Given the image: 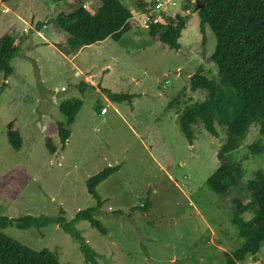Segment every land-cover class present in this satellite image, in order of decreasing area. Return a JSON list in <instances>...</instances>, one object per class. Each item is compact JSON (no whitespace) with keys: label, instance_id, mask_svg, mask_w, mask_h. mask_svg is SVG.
<instances>
[{"label":"rangeland","instance_id":"obj_1","mask_svg":"<svg viewBox=\"0 0 264 264\" xmlns=\"http://www.w3.org/2000/svg\"><path fill=\"white\" fill-rule=\"evenodd\" d=\"M81 1L92 13L99 6V0ZM147 1L154 9L157 0ZM172 1L176 5L166 13L186 19L179 50L153 42L141 23L121 42L110 37L88 46L71 61L60 49L66 45L67 33L51 23L68 12L70 4L0 0L4 5L0 38L9 33L21 43L12 60L14 73L6 81L0 71V176L23 166L29 177L12 198L0 190V216L59 215L63 210V216L72 220L80 210L97 205L87 180L120 165L97 187L104 204L95 216L107 233L86 220L75 224L97 264L227 263V254L243 241L230 222L232 199L248 203V181L264 169V152L252 151L261 139L260 128L253 124L241 146L226 156L241 164L242 176L225 195L212 191L207 180L222 164L218 152L226 141V129L217 125L215 136L203 123L194 124L191 143L181 129L180 115L186 106L207 97L204 90L190 89L193 74L219 81L218 68L210 59L216 37L209 27L200 30L191 0ZM139 2L125 1V5L143 22ZM38 23L44 24L41 30L54 45L39 36ZM88 76L95 86L82 91L79 84ZM102 89L129 98L112 102ZM72 98H80L82 107L69 126L66 147L61 149L56 136L52 143L57 151L51 154L42 127L51 121L66 124L60 104ZM13 121L23 139L20 150L7 137V126ZM146 199L152 203L148 212L133 211ZM119 210L124 215L113 214ZM242 217L250 220L252 213ZM3 232L34 250L54 251L63 264H93L86 262L80 242L57 224L41 231L10 226ZM239 264H264V242L257 254L247 255Z\"/></svg>","mask_w":264,"mask_h":264},{"label":"trees","instance_id":"obj_2","mask_svg":"<svg viewBox=\"0 0 264 264\" xmlns=\"http://www.w3.org/2000/svg\"><path fill=\"white\" fill-rule=\"evenodd\" d=\"M59 1L70 4L71 8L58 15L51 23L67 33L66 45L60 48L67 56L75 55L82 48L110 37L121 42L131 29L141 25V21L125 5L124 0H99V6L94 13L81 0ZM139 1L137 7L143 13L152 9V3ZM198 1L203 5L197 11L200 30L204 32L209 27L216 37L215 51L210 59L218 68L219 81L211 80L200 73L190 77V89L204 90L207 97L202 102L184 108L180 115V126L191 143L195 137L192 128L194 124L203 123L215 136L219 135L217 125L226 129V141L218 152L222 164L207 180L212 191L225 195L243 173L241 164L230 162L226 156L241 146L253 124H259L261 139L255 143L252 151L255 154L264 152V0ZM192 3L196 5L195 2ZM189 9L190 6L186 5L185 10ZM185 25L184 16L172 14L163 15L162 21L151 24L148 28L143 27L153 42L158 41L171 49L179 50V39ZM36 26L40 31L44 24L38 23ZM205 42L204 39L203 44ZM20 44L9 33L0 38V71L5 80L13 74L12 60L18 55ZM79 86L82 91L87 87L94 88L85 81ZM102 90L112 102H122L129 98L126 94ZM82 104L80 98L62 102L60 111L66 116L67 123L51 121L42 127L51 154L57 151L52 143L56 136L60 138L61 149L66 147L71 136L69 126L74 123ZM7 137L15 150L21 149L23 139L15 121L8 124ZM120 168V165L109 166L87 180L88 192L97 199V205L80 210L72 220L63 216V210L59 215H26L18 218L0 216V264H63L54 251L47 248L34 250L3 232L10 226L22 230L36 228L41 231L49 224L59 225L79 241L86 262L97 264L95 255L75 224L86 220L102 234L107 233L104 225L95 216L104 204L97 187ZM28 179L26 169L15 166L0 176V190L12 198L21 192ZM247 186L250 191L248 203L239 197L232 199L234 209L230 222L243 241L235 251L227 254L226 264H239L247 255L257 254L264 242V169L258 170ZM151 206L150 199H146L143 205L134 207L133 211L148 212ZM246 212L252 213L250 220L242 217ZM113 214L119 216L124 215V212L119 210Z\"/></svg>","mask_w":264,"mask_h":264},{"label":"built area","instance_id":"obj_3","mask_svg":"<svg viewBox=\"0 0 264 264\" xmlns=\"http://www.w3.org/2000/svg\"><path fill=\"white\" fill-rule=\"evenodd\" d=\"M176 2L172 0H166L165 2H162L161 0H157V3L155 5L154 9H151L148 13H143V25L148 28L151 24L159 23L162 21L163 15L167 14V10L171 6H175ZM167 14L166 16L172 15ZM104 112V110L102 111Z\"/></svg>","mask_w":264,"mask_h":264},{"label":"crops","instance_id":"obj_4","mask_svg":"<svg viewBox=\"0 0 264 264\" xmlns=\"http://www.w3.org/2000/svg\"><path fill=\"white\" fill-rule=\"evenodd\" d=\"M125 1H127V3H130V0L128 1V0H124V3H125ZM145 1H147V0H145ZM192 2H194V0H191ZM131 4V3H130ZM133 4V3H132ZM85 5V4H84ZM0 9L2 10V12H4V5H3V3H0ZM6 9V11L7 10H9V8L8 7H6L5 8ZM137 10L139 11V13H143V11H141L138 7H137ZM1 12V13H2ZM186 12H188V10H186ZM194 15H197V13L196 14H194ZM199 16V15H198ZM200 19V18H199ZM142 23V22H141ZM143 24V23H142ZM26 26L27 25H25V28H26ZM29 29L30 30H32L33 28L31 27V25L29 26ZM36 30H37V32L39 33V36L40 37H42L47 43H49L50 45H54V44H52L53 42H50V40H48V38L44 35V32L42 31V30H38V27L36 26ZM108 39V38H107ZM106 39V40H107ZM106 40H104V41H102V42H98V43H104ZM95 44V43H94ZM97 44V43H96ZM119 44V43H118ZM92 45V44H91ZM90 46V45H89ZM88 46H86V47H84V48H82L77 54H75V55H70V57H71V61L72 60H74V58H75V56H77L82 50H84L85 48H87ZM65 55V54H64ZM67 56V55H66ZM13 73H14V69H13ZM81 72H80V70L79 71H77L76 72V74L78 75V74H80ZM176 73H177V71H176ZM7 81V80H6ZM85 82H88V83H90L91 85H94L95 86V84H94V82L91 80V77L90 76H88L86 79H85ZM103 111V110H102ZM103 113V112H102Z\"/></svg>","mask_w":264,"mask_h":264},{"label":"water","instance_id":"obj_5","mask_svg":"<svg viewBox=\"0 0 264 264\" xmlns=\"http://www.w3.org/2000/svg\"><path fill=\"white\" fill-rule=\"evenodd\" d=\"M194 2H195V10H199V9H201V8H203V5L202 4H200L199 3V1L198 0H194Z\"/></svg>","mask_w":264,"mask_h":264}]
</instances>
